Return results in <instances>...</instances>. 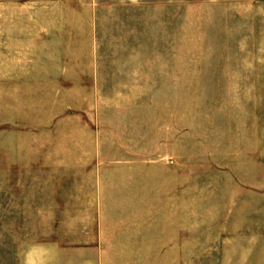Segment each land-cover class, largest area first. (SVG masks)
<instances>
[{
	"label": "rangeland",
	"instance_id": "obj_1",
	"mask_svg": "<svg viewBox=\"0 0 264 264\" xmlns=\"http://www.w3.org/2000/svg\"><path fill=\"white\" fill-rule=\"evenodd\" d=\"M131 237L264 264V0H0V264Z\"/></svg>",
	"mask_w": 264,
	"mask_h": 264
},
{
	"label": "crops",
	"instance_id": "obj_2",
	"mask_svg": "<svg viewBox=\"0 0 264 264\" xmlns=\"http://www.w3.org/2000/svg\"><path fill=\"white\" fill-rule=\"evenodd\" d=\"M134 222L137 221H129L128 223ZM121 245V247H110L105 244V246L102 247L74 248L67 250L52 245H41L30 248L25 254L22 264H109L106 258H101L100 263L96 262V259L94 262H91V260L89 262H82L80 259L82 253L100 257L119 255L127 257L122 264H144L139 262L137 258L129 259L128 257L152 255V248H146L145 240L139 237L127 238L126 242ZM67 255H71L72 259L65 258Z\"/></svg>",
	"mask_w": 264,
	"mask_h": 264
}]
</instances>
